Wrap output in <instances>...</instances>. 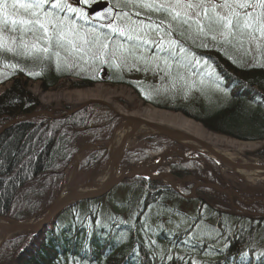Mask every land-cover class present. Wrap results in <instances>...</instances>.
<instances>
[{"label":"trees","instance_id":"trees-1","mask_svg":"<svg viewBox=\"0 0 264 264\" xmlns=\"http://www.w3.org/2000/svg\"><path fill=\"white\" fill-rule=\"evenodd\" d=\"M191 31V38H182L187 50L219 71L232 86V92L228 90L229 110L206 117L183 106L174 109L184 111L213 134L239 141H264V67L242 65L238 62H243L245 55H237L234 48L227 50L210 36H197L194 28ZM22 76L0 96V130L8 121L39 110ZM58 77L40 76L38 80L48 90ZM79 81L73 86L76 89L91 88L95 83ZM134 81L119 78L107 83L125 84L140 95V83ZM141 98L138 102L146 106ZM107 113L106 107L89 104L70 116L22 120L0 133V217L24 222L44 214L58 197L66 167L74 158L70 152L63 157L67 143L77 154L84 146L98 147L95 152L82 154L80 171L90 173L106 162L104 148L86 138L108 126L112 116ZM165 169L176 176L198 173L194 163ZM135 182L127 193L128 206L112 209H121L117 212L122 218L117 219L103 200L74 204L41 232L13 236L4 243L0 264H264V218L228 211L226 198L215 192H199V200L193 202L160 185ZM38 195L41 198L36 204ZM112 200L110 197L109 202ZM196 204L197 213H182V206L194 209ZM30 206L31 210L24 211ZM172 217L179 222H169ZM206 219L212 220L208 224L211 231L193 233L198 224L207 223Z\"/></svg>","mask_w":264,"mask_h":264},{"label":"rangeland","instance_id":"rangeland-1","mask_svg":"<svg viewBox=\"0 0 264 264\" xmlns=\"http://www.w3.org/2000/svg\"><path fill=\"white\" fill-rule=\"evenodd\" d=\"M108 5L114 6L117 10V16L115 21L122 26L132 25L135 31L129 32V35L133 36L132 40H127L125 37H121L118 34L114 35L110 29L104 25H97L92 23L90 16L95 11L101 10ZM84 9L86 15L83 17H76L71 13L61 14V16H67L63 20L65 29H75V34L68 33L69 39H72L77 47L83 49L81 53H69L68 56H61L59 62L55 57L51 59H45L41 61L38 58L25 57L16 55L14 52L0 53V96L10 88L17 78L22 76V82L28 83V91L32 97L39 103L40 116H63L69 115L75 109H78L84 105L95 104L103 105L107 108L108 116H118L116 121L121 123L118 126L112 137H114L123 128L122 123L125 121V113H135L145 109H154L156 111L169 115L168 117L181 116L185 120L193 121L198 126L205 127L198 123L196 120L185 116L184 111H176L173 109L176 106H187L188 110L193 113L201 114L202 116L210 117L213 112L223 111L228 112L226 107L228 104L229 95L226 91V87L221 84L223 77L219 75L218 71L213 70L211 66L207 65L206 61L196 58L190 53L184 45V39L176 35V31H173L172 35H168V25L171 24L172 28L178 30L175 22L171 21L170 17H166V14L161 11H155L150 8L142 7L139 4L126 3L125 0H98V2L91 4L90 6L79 5ZM127 13V16L124 14ZM136 13H139L137 16ZM143 21V24L139 22ZM163 24L158 30H149V25ZM95 26H94V25ZM104 27V28H103ZM194 28V27H193ZM5 35L16 38V43L13 44L11 40L8 41L10 45L16 47L19 43V32L5 33ZM101 36L118 40L116 44H110L107 50H103L106 54L101 55L100 44L96 43V38ZM141 36L142 40H137L136 37ZM25 39L31 43V34L26 35ZM88 43H84V41ZM149 41L144 43L143 41ZM173 40L181 41L180 44H173ZM218 43H223V46L228 48H234V51H238L237 55L243 56V62H238L235 56L230 58L240 64H246V66L252 67H264V40L250 41L246 36L242 38V46L237 41L232 43L223 42L219 36L215 40ZM122 45V50L117 51L115 55L112 54L113 46ZM235 45V46H234ZM185 48V52L180 51V47ZM170 50V51H169ZM65 52L64 50H60ZM229 52V51H228ZM200 62L197 63L196 61ZM195 69H198L197 71ZM141 70H145L141 72ZM60 71L66 72V74H60L57 78L55 85L48 86V90L42 88V82L38 80L37 76H48L51 79V75H56ZM111 73L123 76L124 79L139 81L140 90L144 92L145 96L155 100L157 104L163 106L160 110L154 105H142L138 102L140 99L133 88L125 85L118 84L117 86H111L107 83H102V78H107ZM30 76V77H29ZM109 77L107 79H109ZM82 78L90 79L94 83V86L87 89H76L74 84H78ZM96 79L100 80L97 81ZM227 84V82H226ZM225 84V85H226ZM100 89V93L96 97H89L94 95L93 91ZM93 92V93H90ZM90 93L89 95H86ZM109 94V95H108ZM86 95V96H85ZM141 95V94H140ZM107 96V97H106ZM107 116V115H106ZM138 117V116H137ZM21 119V118H20ZM112 121V117H111ZM177 123V122H172ZM176 126L185 127L177 123ZM175 126V127H176ZM166 131L170 134L185 133V129L175 128L172 125H166ZM189 128V127H188ZM206 130V129H205ZM207 131V130H206ZM107 130L97 131L90 135L86 140L91 139L97 142L98 139H105L107 137ZM145 135H148L145 137ZM154 133H144L138 136H133L132 139L126 145V151L132 148L145 147V153L142 157L141 164H148L144 162L148 155H152L154 150L161 144L166 145V149L169 150V157L167 160H163L160 163L155 164L153 167L156 169L164 168L166 165H170L172 162L179 160H187L193 162L194 160H203L208 165L212 166L213 170H217V174H221L228 182H235L238 187H243L249 191L247 193H256L261 188L264 191V178H257L256 180L247 181L245 176V170H241V173L235 169L219 164L215 158L209 155L207 152L201 150L191 149L185 145L184 147L168 144L161 136H155L152 140L145 141V138L153 136ZM220 137V136H218ZM227 140L226 143L217 146L219 153L224 155L226 159H223L229 163H236L247 167L249 165L264 164V156L261 152L264 150V141H239L222 136ZM109 138H106L102 142H108ZM229 142H232L228 144ZM80 143L83 141L80 140ZM109 144V143H108ZM242 144V145H240ZM109 144V148H110ZM240 145V148L237 147ZM94 147V146H93ZM263 153V152H262ZM200 157H199V156ZM83 155L76 156L72 160L65 172V182L59 194L65 195L73 189H84L91 186V183L96 182L101 178L106 179L107 167L110 162L111 154L108 152V160L104 162L98 169L91 171H80L79 165ZM199 158V159H198ZM221 159V157H216ZM127 153L124 154L122 160V167L127 166ZM218 160V159H217ZM222 160V159H221ZM139 164V166L141 165ZM205 165V163H202ZM243 167V168H244ZM128 169H121L119 174L126 173ZM243 171V172H242ZM166 172V171H165ZM164 173V172H163ZM165 174V173H164ZM168 176V175H166ZM125 186H120L112 193H109L107 198L102 201L105 207L109 206L111 212L117 219L123 217L117 211L114 204V200H117L119 205H127L128 201H125L123 192ZM113 197V200L109 202L108 198ZM229 204V202H228ZM122 208L121 206H117ZM229 207V208H228ZM185 211H189L187 214H193L192 208L182 206ZM236 206H227L226 209L236 212ZM138 218H140L141 214ZM206 224L203 226L198 224L197 230L193 233L203 234L211 231L209 227L212 224V220L206 219ZM169 222L178 223L179 219L174 217L169 218ZM166 223V222H165ZM192 227V226H191ZM4 234L0 232V242L4 239ZM9 238V237H8Z\"/></svg>","mask_w":264,"mask_h":264},{"label":"snow or ice","instance_id":"snow-or-ice-1","mask_svg":"<svg viewBox=\"0 0 264 264\" xmlns=\"http://www.w3.org/2000/svg\"><path fill=\"white\" fill-rule=\"evenodd\" d=\"M98 0H0V53L14 52L16 55L38 58L41 61L55 57L61 59L60 50L69 53H81L68 33L75 34V29H65L63 20L71 13L76 17L86 15L79 5L90 6ZM126 3L139 4L142 7L161 11L175 22L178 30L168 25V35L176 31V35L188 39L192 36L194 27L197 36L211 37L216 40L219 36L225 43L237 41L242 46V38L250 41L264 40V0H125ZM107 11V10H105ZM97 13V16H100ZM127 16V13L124 14ZM138 16L139 13H136ZM143 24V21L139 22ZM160 24L149 25V30H158ZM111 33L132 40L129 32L135 31L132 25L122 26L113 20L104 25ZM19 32V43L13 47L9 40L16 43V38L5 33ZM31 34L32 42L25 37ZM142 40L141 36L136 37ZM148 43L149 41H143ZM84 43H88L86 40ZM101 55L106 54L111 41H100ZM173 44L181 41L173 40ZM206 47V45H201ZM235 46V45H234ZM122 50V45L113 46L112 54ZM181 52H185L183 46ZM197 63L200 61L197 60Z\"/></svg>","mask_w":264,"mask_h":264},{"label":"bare ground","instance_id":"bare-ground-1","mask_svg":"<svg viewBox=\"0 0 264 264\" xmlns=\"http://www.w3.org/2000/svg\"><path fill=\"white\" fill-rule=\"evenodd\" d=\"M100 89L93 91L95 94L89 97H96L100 92ZM90 92V93H93ZM90 93L86 94L89 95ZM85 95V96H86ZM109 95V94H108ZM107 97V96H106ZM138 116V117H137ZM169 115H166L165 113L156 111L154 109H145L139 112L135 113H125V121L123 122L122 126L123 128L118 132L110 146L111 150V160L109 167L107 168V173H106V179L103 177L96 182L91 183V186L84 188V189H78V193L81 196L85 195H90V193H93L97 189H100L101 187L103 188L107 182L115 179L117 176L115 175L117 172V167H118V162L122 154V149L124 146V142L127 140L132 135L138 136L139 134H144V133H156V134H165L166 131V125H172L175 127L177 123H180L181 125L185 127H179L176 126L175 128H180L181 130L185 129V133L179 132L176 137L179 139L183 145H186L190 148H193L195 150H201L207 152L209 155L213 156L214 158L216 157H221V159H226L224 155L222 156L221 153L218 152L217 146L220 144L226 143L225 139L222 138L220 135L213 134L209 131H206L203 127L198 126V124L195 125L193 121H188L182 118L181 116L177 117H168ZM172 122H177V123H172ZM13 121H8L5 123L6 125L4 126H10L12 125ZM11 127V126H10ZM9 127V128H10ZM189 127V128H188ZM220 136V137H218ZM232 142H229L230 144ZM242 145V144H240ZM240 145L237 146L240 148ZM68 152L72 153L73 157L77 156L76 151L72 147L71 144L67 143V148L63 151V157L68 154ZM65 153V154H64ZM217 159V158H216ZM237 169V172L241 173L242 167H235ZM235 169V170H236ZM245 169V174L248 176H245V179L247 181L250 180H256L257 178H263L264 172L261 169H256L254 167L248 168H243ZM144 170H147L144 168ZM243 172V171H242ZM150 174L151 177L155 178L158 180V176L155 175V173H148ZM124 176V175H122ZM40 195L34 199L35 203L37 204L38 200L40 199ZM32 207H27L26 210L24 211H29L31 210ZM23 211V212H24ZM229 211V209H228ZM45 217V212L44 214L40 217L43 218ZM235 235V234H234ZM1 248V247H0Z\"/></svg>","mask_w":264,"mask_h":264},{"label":"water","instance_id":"water-1","mask_svg":"<svg viewBox=\"0 0 264 264\" xmlns=\"http://www.w3.org/2000/svg\"><path fill=\"white\" fill-rule=\"evenodd\" d=\"M107 10V11H105ZM103 11L97 12L100 13V16H97V13L92 16V19L97 21V22H104L108 23L114 14V11L111 8H107ZM106 14L108 15V19L106 20ZM168 135V134H166ZM169 136V135H168ZM170 138L176 140L174 137L169 136ZM227 165L233 166L232 163H227ZM244 167V166H243ZM264 170V167L260 168ZM134 175H140L146 178L147 177L145 174H142L138 171H134L133 173L129 175H124V176H118L115 179L107 182V184L98 190L96 193L92 195H85L81 196L79 193L76 191H72L66 196L58 199L48 210L46 216L40 221V222H30V223H17V222H12V221H7L4 219H0V231L3 232L6 236L11 235V234H16L20 232H34V231H39L41 230L49 221H51L53 218L58 216L66 207L69 206L72 202H81V201H88V200H93V199H98L104 194H106L108 191H110L112 188L115 186L119 185L123 180L127 179L128 177L134 176ZM160 180L158 181L159 183H163L166 185H171L174 186L175 184L177 185H185V184H195L196 186H203L208 189H212L221 193H227L224 189L215 186V185H205L202 184L201 181L194 180L191 178H186L182 181L175 182V183H169L167 180L163 179V177L158 174Z\"/></svg>","mask_w":264,"mask_h":264}]
</instances>
